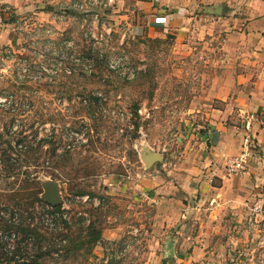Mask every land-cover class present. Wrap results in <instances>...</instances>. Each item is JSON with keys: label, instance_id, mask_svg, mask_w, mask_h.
Listing matches in <instances>:
<instances>
[{"label": "rangeland", "instance_id": "rangeland-1", "mask_svg": "<svg viewBox=\"0 0 264 264\" xmlns=\"http://www.w3.org/2000/svg\"><path fill=\"white\" fill-rule=\"evenodd\" d=\"M140 1L61 0L53 5L58 22L50 32L42 30L46 25L36 28L24 21L14 31L22 36L19 54L40 72L29 79L0 74V94L16 100L12 110L0 106V144L14 143L19 130L38 132L47 141L37 153L39 159L32 158L27 167L31 181L21 183L0 173V201L9 205L0 204V213L17 211L13 194L25 200L28 193L12 189L23 184L39 190L46 202L49 193H55L71 225L67 232L56 233L47 224L53 221L52 213L30 206L33 223L59 250L39 258L33 243L21 252L19 262H32L34 255L35 264H101L98 253L105 239L80 245L81 227L85 235L95 222L103 235L118 225L126 237L132 236L129 240L139 237L136 228L141 224L140 206L146 202L147 179L151 184L156 178L174 179L175 170L197 158L199 137L209 128L213 108L220 105L216 97L223 82L220 75L232 68L221 38L140 34L144 19ZM52 70H57L56 76H50ZM90 95L102 97L101 107L91 108ZM53 146L62 156L53 154ZM74 186L91 196L74 195ZM2 236L11 240L0 231ZM69 239L77 242L71 250ZM18 242L17 237L14 244ZM120 244L123 249L128 243Z\"/></svg>", "mask_w": 264, "mask_h": 264}, {"label": "crops", "instance_id": "crops-1", "mask_svg": "<svg viewBox=\"0 0 264 264\" xmlns=\"http://www.w3.org/2000/svg\"><path fill=\"white\" fill-rule=\"evenodd\" d=\"M54 4L61 0H0V10L10 22L51 26L58 22ZM140 9V34L221 38L232 70L220 75V105L199 137L195 162L169 181L147 179L140 236L129 240L120 226L107 228L101 264H260L264 220L251 226L248 217L264 194V0H141ZM21 37L12 24L0 26L1 48L20 50ZM244 151L247 171L231 174L226 160ZM124 242L131 245L119 248Z\"/></svg>", "mask_w": 264, "mask_h": 264}, {"label": "trees", "instance_id": "trees-1", "mask_svg": "<svg viewBox=\"0 0 264 264\" xmlns=\"http://www.w3.org/2000/svg\"><path fill=\"white\" fill-rule=\"evenodd\" d=\"M91 108L100 106L99 101L102 99L101 96H93L90 95ZM101 107V106H100ZM139 108L135 109V114L138 115ZM139 127V124L136 125ZM26 130H19L14 132L13 136H16V140L13 143H8V146H4L0 144V166L2 172L6 177H17L18 181L20 180L21 183L31 181L32 173L28 170L29 163H31L32 158L36 160L39 159V155L37 154L39 150H41L42 144L47 141L45 137H39V133L36 132L34 135L32 134H25ZM35 137V140H33ZM38 140L36 143L35 141ZM51 141V140H48ZM36 143V144H35ZM58 147L53 146L52 151L54 155L58 157L62 156V153L59 154ZM15 184V182H13ZM20 185V183H19ZM23 185V184H22ZM20 185L19 187L15 188V185L12 189L14 193L17 191L19 194L28 193V196L25 200L20 198L18 195L13 194L15 197V208L17 211L11 210L9 215L2 212L0 213V221L2 223V228L0 231L2 234H7L9 239H3V236L0 237V264H35L37 263V258L34 255L30 256V260L32 262H19V259H23L24 254L21 255V252H27L28 247L33 244L36 246L38 256L44 258V254L52 253L53 251H58L59 249L55 248L51 245V237L47 238L43 235L42 229L37 224L33 223V217L31 216L30 206L35 208H41L44 214L45 212L52 213L53 220L56 222L54 227V232H65L69 226L68 219L64 216L63 203L53 206L52 204L46 202L40 195V191H36L34 188L26 189L24 186ZM74 195L83 196V195H90L91 192H87L83 188H74L71 190ZM3 202L0 201V204ZM7 207L9 205L2 204ZM82 221L86 220L84 217H81ZM61 222V224L59 223ZM64 223V224H63ZM43 228V227H42ZM48 229V227H46ZM84 227H81L80 232V239L77 241L80 245L85 244L86 242H99L102 238V231L101 229L95 228V222H91L87 227V234L83 235ZM67 232V231H66ZM53 233V232H52ZM89 238H86V237ZM18 237L17 246L15 243V238ZM87 239V240H86ZM76 240L69 239V249L71 250L72 247L77 246ZM36 243V245H35ZM79 246V245H78ZM46 248V251L42 250ZM57 249V250H55ZM68 249V248H67ZM35 250V249H34ZM35 250V251H36ZM19 255V258H18Z\"/></svg>", "mask_w": 264, "mask_h": 264}, {"label": "built area", "instance_id": "built-area-1", "mask_svg": "<svg viewBox=\"0 0 264 264\" xmlns=\"http://www.w3.org/2000/svg\"><path fill=\"white\" fill-rule=\"evenodd\" d=\"M78 2L75 3L77 6ZM5 9L10 12V6H5ZM63 7L61 6V12L63 11ZM61 14V13H60ZM160 19V18H159ZM162 19L165 21L166 17H162ZM8 17L4 16V11L0 10V26L5 24H12V30L18 31L21 27H23V24L21 21L27 25L29 23L28 19H22V18H16V20L10 22L8 21ZM30 24V23H29ZM42 27V26H36ZM43 28V27H42ZM43 31L46 30L47 32H50L52 30V27L49 25H46L45 28L42 29ZM56 66L60 64L59 60L55 59ZM71 69L67 70V72L71 73ZM40 71H33L31 69V65L29 63V60L27 57L24 56V54H19V51L14 50L13 48L7 47V48H1L0 47V74L1 73H13L15 76H17L18 79H29L34 78L37 76V73ZM57 70H52V73L50 76H56ZM56 74V75H55ZM13 102L12 105H10ZM16 100L13 98L10 99L9 94H0V106H8L10 107V110L15 108ZM41 136L39 135L38 138ZM70 146V144L68 145ZM227 161V169L231 174H242L247 171L248 164H249V151H244L240 154H236L233 156H230ZM250 206L249 211V217L248 222L251 226L257 225L260 219L264 220V194H261ZM64 216L66 218V215L64 213ZM48 221V220H47ZM46 221V222H47ZM54 221V220H53ZM49 224L50 227L55 226V222ZM138 231L139 229L136 228ZM128 245V244H127ZM201 264H211L208 262L201 263ZM260 264H264V258L260 261Z\"/></svg>", "mask_w": 264, "mask_h": 264}, {"label": "water", "instance_id": "water-1", "mask_svg": "<svg viewBox=\"0 0 264 264\" xmlns=\"http://www.w3.org/2000/svg\"><path fill=\"white\" fill-rule=\"evenodd\" d=\"M49 197L50 198H49L48 202L50 204H52L53 206H56V205L61 203V201H59V199L56 197L55 193L53 195H52V192L49 193Z\"/></svg>", "mask_w": 264, "mask_h": 264}]
</instances>
